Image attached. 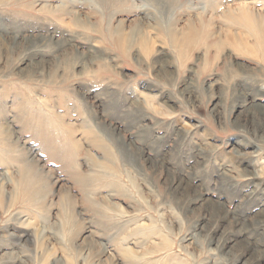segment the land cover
<instances>
[{"label": "rangeland", "instance_id": "obj_1", "mask_svg": "<svg viewBox=\"0 0 264 264\" xmlns=\"http://www.w3.org/2000/svg\"><path fill=\"white\" fill-rule=\"evenodd\" d=\"M208 1L0 0V264H245L210 242L207 203L251 206L250 223L264 208V127L240 106L264 105V45L224 14L264 6ZM33 150L48 194L30 189Z\"/></svg>", "mask_w": 264, "mask_h": 264}, {"label": "bare ground", "instance_id": "obj_2", "mask_svg": "<svg viewBox=\"0 0 264 264\" xmlns=\"http://www.w3.org/2000/svg\"><path fill=\"white\" fill-rule=\"evenodd\" d=\"M144 1H147L149 3L150 6H160L162 0H144ZM226 1L228 2H231V0H209V4L207 2L206 6H211V9L213 11H216L218 10V8H220L221 6H224L226 4ZM233 2L235 0H232ZM260 1V0H259ZM263 3L261 4V1L259 2L262 6H264V0H262ZM9 2V1H8ZM247 2V1H246ZM249 2V1H248ZM245 3L243 4L242 6H247L246 8L245 7H239V8H226L224 9L225 11V18H226V25H228V27L232 29H235V33H236V37L235 39L240 41L242 39V37L244 36V34L247 33V36L249 37H255L256 40H257V37H258V40L264 45V17H262L261 15H259L258 13L255 12V10L253 11L252 8L250 6H258V1L253 3V2H249V3ZM257 3V4H256ZM69 5V4H68ZM48 6V5H47ZM72 8V7H71ZM264 9V8H263ZM71 10V9H69ZM76 10V9H75ZM262 10V9H261ZM78 11V10H77ZM63 12V11H62ZM59 13V12H58ZM61 13V11H60ZM66 13V12H65ZM217 14V13H216ZM223 15V12L221 13ZM61 17V16H60ZM151 26V25H149ZM159 26V24L157 25ZM152 27V26H151ZM195 28V27H194ZM193 29V28H192ZM196 29V28H195ZM230 30V31H231ZM245 30V31H244ZM233 31V30H232ZM197 32V31H195ZM142 33V31H141ZM200 36V35H199ZM193 37V36H192ZM144 38H147V39H151V37L149 35H145ZM172 38L174 40V33L172 34ZM257 40V41H258ZM241 43V42H240ZM45 44V43H43ZM64 45V43L62 44ZM242 45V43H241ZM258 45V44H257ZM260 45V44H259ZM258 45V47H260ZM248 47V46H246ZM256 47V46H255ZM249 48V47H248ZM264 49V47H262V50ZM251 50V49H250ZM256 49H254L253 51H255ZM259 50V49H258ZM257 50V51H258ZM241 51V50H240ZM243 51V50H242ZM258 90L260 91V88L257 86ZM262 90V89H261ZM135 91V90H134ZM102 94V93H101ZM99 96V95H98ZM256 96H262L261 93H258L256 94L253 98H255ZM249 105L247 102H249ZM252 100L251 99H248V96L244 94V98L242 99V102L243 104L240 105L242 107H246L247 108V113H249L248 116L251 115V122H253L254 125L257 126V123L260 124L261 127H264V120H263V117H262V113L263 110H264V105L261 104H254V102H251ZM116 103V101H115ZM115 103L112 99H110L109 101V106H111V108H114L116 110V106H115ZM246 103V104H245ZM85 108V107H84ZM88 108V107H87ZM86 109V108H85ZM113 109V110H114ZM3 110V109H2ZM111 110V109H110ZM112 113V111H110ZM4 111H6L4 109ZM88 111V110H87ZM107 112V113H109ZM6 113V112H5ZM117 113V111H116ZM261 113V115H260ZM87 114V113H86ZM110 114V113H109ZM122 115V114H121ZM131 113L127 112L125 114V117L128 118L127 116L131 117L130 116ZM125 118V119H126ZM250 118V117H249ZM93 121H92V120ZM99 118L97 117H94L93 115H90V121L91 123L98 120ZM129 119V118H128ZM86 123V122H85ZM244 125L247 127L248 131H250L252 134H256L258 131L257 129H255V127L252 125V123L249 122L248 124V121L244 122ZM88 126V125H87ZM86 127V126H85ZM87 128V127H86ZM86 128H83L86 129ZM91 129V128H89ZM88 129L89 131V134L91 133H94V132H91V131ZM104 131L107 132V133H110V131L108 129H106V125H104ZM60 130V129H59ZM64 130V129H63ZM88 131H86L88 133ZM87 134V135H89ZM143 134H147V136L149 137L150 139V133H149V130H145L141 132H138L137 135L135 136L136 139H140L142 140L143 143H146L148 142L147 141V138H144L142 135ZM106 135V133H105ZM257 135V134H256ZM98 136V135H97ZM94 138V140L92 141V143L95 145V146H98L100 149H102L104 151V154L106 155H111L112 156V153H111V150L110 148L107 146V143L106 141V137H104L103 139L100 138V137H97ZM146 136V135H144ZM146 136V137H147ZM71 137V136H69ZM87 137V136H85ZM95 137V135H94ZM143 137V138H142ZM154 137V136H152ZM260 138H263L264 139V134L263 132L260 133ZM154 139V138H153ZM157 139V138H156ZM262 139V140H263ZM71 140V138L69 139ZM68 140V141H69ZM161 140V138H160ZM26 141V140H25ZM28 141V140H27ZM97 141V142H95ZM71 142V145L69 146V148L67 147V149L71 150V152L74 153L73 151V148L76 150H78V148H80V141H76L75 139L74 140H71L69 141ZM150 142H151V139H150ZM26 143V142H25ZM96 143V144H95ZM158 143V142H157ZM64 144V143H63ZM152 144V143H150ZM159 144V143H158ZM250 143L248 142L247 145H249ZM163 145V143H162ZM60 146V145H59ZM160 145H158L157 147V153L159 154V156H164V151L163 149L160 147ZM255 146V145H254ZM63 147V146H62ZM193 147V146H192ZM65 148V147H64ZM61 149V148H60ZM140 149V148H139ZM20 150V149H18ZM23 150V149H22ZM23 152V151H22ZM65 152V151H64ZM35 151L33 150L31 152V155L32 157L30 158H27L26 159H22L21 162L23 161H26L27 163H25V166H24V170L28 173H31V180H32V183H30V189L33 187L34 190L36 189V187H38L40 189V194H41V187H44L48 190V183H46L44 180H42V177L40 176V173H39V163H37V161L34 160L36 154L34 155ZM65 154V153H64ZM69 154V153H68ZM75 156V154H73ZM19 158H25V155L23 154H19ZM190 156V155H189ZM135 157L133 156L132 159H134ZM73 159V158H72ZM19 159H17L16 161L19 163L18 161ZM31 160V161H30ZM163 161L165 162V158H163V160L159 163H162L163 164ZM74 163H76L75 161V158L74 160L72 161ZM150 162L152 164H156V162L154 160H150ZM249 165V164H247ZM259 166V165H258ZM108 166H103V168H107ZM196 168V167H195ZM186 172V171H185ZM183 172V174L185 173ZM104 173H106V171L104 170ZM253 176H258L257 174L255 175V172L253 174ZM184 179V176H182L181 178L178 179V182H181L183 181ZM37 181V182H33V181ZM42 180V181H41ZM172 181V180H171ZM172 183V182H171ZM201 184V182H200ZM171 185V184H170ZM188 186H191L189 184H186L184 185V183H181L177 186L174 187L173 191L175 190H179V189H185L187 188ZM35 192V191H34ZM47 194L49 193V190L48 192H46ZM42 195V194H41ZM250 196H253L252 194ZM254 197V196H253ZM263 198V195H258L255 200H258L260 201V199ZM202 200V201H208L210 199L208 198H205L204 195L202 194H199V196L196 198V201L197 200ZM213 202V201H212ZM207 203V213H212L214 218H215V222L214 224L212 225V229L208 232V235L210 234L211 236V239H210V242L211 243H215L216 244V247L219 248L220 250H225V249H228V247H230V249H228V253H234L233 251V248L235 246L241 248L243 250V253L240 254V259H244V263L245 264H264V248H262L260 246V231L261 229L264 227V208H262L261 210L259 211H256L255 213V220L250 223V222H247L246 219H248V217L252 216L251 214L249 215L248 214V211H251V206L248 207V209H241V210H235V212L231 215V214H228V213H224L222 214V211H221V207H218L214 203ZM224 208V207H223ZM226 210V209H225ZM232 219V220H231ZM235 223L236 225H238V232L239 233V236L238 237H234L236 235H234L233 237L230 236V234L228 233V230L229 228L231 227V224ZM243 225H245L243 227ZM230 226V227H229ZM221 228V229H220ZM250 229L251 232L249 231V234L248 235H243L242 236V233H244V231ZM230 231V230H229ZM246 233V232H245ZM237 234V233H236ZM247 234V233H246ZM263 235V233H262ZM262 242H263V238L261 239ZM88 245H91L92 246V241L89 239L88 241ZM86 242V243H87ZM261 242V244H262ZM229 244V245H228ZM232 244V245H231ZM223 254V253H222ZM237 255V254H236ZM102 261V260H101ZM99 261V263L101 262ZM104 262V261H103ZM107 262V261H106ZM95 264V263H94ZM100 264H104V263H100ZM106 264H110V263H106ZM116 264V263H115ZM243 264V263H242Z\"/></svg>", "mask_w": 264, "mask_h": 264}]
</instances>
